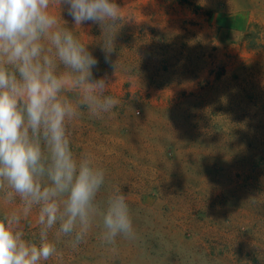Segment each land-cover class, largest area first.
Segmentation results:
<instances>
[{
  "label": "rangeland",
  "instance_id": "rangeland-1",
  "mask_svg": "<svg viewBox=\"0 0 264 264\" xmlns=\"http://www.w3.org/2000/svg\"><path fill=\"white\" fill-rule=\"evenodd\" d=\"M114 2L116 70L99 24L50 11L119 101L67 123L73 153L105 171L98 200L117 187L128 195L136 238L117 236L113 250L97 218L77 248L63 237L41 264H264V0ZM19 206L0 193V215ZM36 211L20 225L29 239Z\"/></svg>",
  "mask_w": 264,
  "mask_h": 264
},
{
  "label": "clouds",
  "instance_id": "clouds-1",
  "mask_svg": "<svg viewBox=\"0 0 264 264\" xmlns=\"http://www.w3.org/2000/svg\"><path fill=\"white\" fill-rule=\"evenodd\" d=\"M61 6L75 26L100 25L105 63L117 67L114 0H0V193L5 204L20 202L0 215V264H41L60 255L63 237L75 249L97 218L113 250L117 236L136 238L128 195L117 187L98 200L104 169L71 149L67 122L81 109L99 118L119 101L107 93V73L94 76L99 60L50 11ZM34 209L38 233L29 239L20 225Z\"/></svg>",
  "mask_w": 264,
  "mask_h": 264
}]
</instances>
